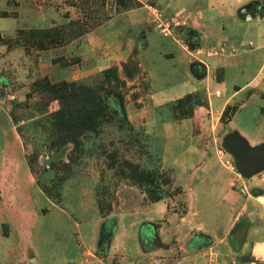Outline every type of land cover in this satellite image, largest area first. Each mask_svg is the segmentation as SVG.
Segmentation results:
<instances>
[{
  "label": "rangeland",
  "instance_id": "obj_1",
  "mask_svg": "<svg viewBox=\"0 0 264 264\" xmlns=\"http://www.w3.org/2000/svg\"><path fill=\"white\" fill-rule=\"evenodd\" d=\"M198 8L199 0H0V119L13 123L25 159L37 156L35 172L28 167V174L11 134L0 140L15 169L0 175V206H11L12 220L30 229L36 215L41 219L49 213L37 180L49 185L65 177L59 190L65 212L50 210L38 234L30 237L25 231L19 238L0 215V264H36L33 252H26L32 242L47 254L69 240L79 246V233L69 222L84 223L96 214L97 191L110 213L138 209L151 197L170 199L183 211L182 191L163 165L167 123L192 119L198 108L209 111V98L219 96L217 91L227 103L219 119L224 136L239 132L245 138L238 130L245 123L256 126L257 139L264 141V48L250 28L244 47L235 40L206 45ZM247 8L240 10L245 24L264 18V0ZM65 84L77 92L71 98L59 96ZM87 90L100 97L104 112L90 105ZM62 108L73 122L89 108L98 112L100 133L80 136V150L72 143L58 150L42 146L47 116ZM243 109L245 119L231 124ZM208 114L201 115L204 123ZM13 116L25 121L17 124ZM224 136H218L220 155L234 165L222 148ZM71 156L76 158L71 178L52 169L68 164ZM134 166L143 173L141 183L129 177ZM13 184L17 189L8 190Z\"/></svg>",
  "mask_w": 264,
  "mask_h": 264
},
{
  "label": "crops",
  "instance_id": "obj_2",
  "mask_svg": "<svg viewBox=\"0 0 264 264\" xmlns=\"http://www.w3.org/2000/svg\"><path fill=\"white\" fill-rule=\"evenodd\" d=\"M253 1L199 0L201 15L197 24L203 42L206 45L232 40L244 42L245 30L250 28L253 30L251 36L263 49L264 18L250 25L244 23L240 14V10L245 8L246 12ZM243 42L242 47L245 46ZM219 96L213 93L209 98V111L198 108L192 119L167 123L170 129L165 134L163 165L171 171L174 187L182 191L183 211L170 199L150 202L134 210L115 211L105 217L96 206V214L84 223L71 224L67 219L71 230L79 233V246L69 240L61 244L59 250L53 248L47 254L32 242L33 248H27L26 252H33L35 263L251 264L264 256V172L245 180L226 166L228 156L220 155L218 136L225 134L219 119L227 103ZM205 111L210 115L206 123L201 116ZM243 118L244 109L235 115L231 124L236 125L235 122ZM238 130L245 132L251 146L264 142L257 139L256 126L248 127L244 123ZM6 132L11 134L19 149L18 161L21 160L29 174L16 128L10 119L5 122L0 119V140L5 139ZM2 149L0 147V175H12L15 170L9 166L12 156ZM10 183L14 182L10 179ZM16 189L13 184L8 190ZM38 191L44 197L49 213L50 210L65 212L57 208L39 187ZM1 204L0 215L7 218L19 238L26 236L25 231L30 237L38 234L49 216L48 213L39 219L36 215L33 226L26 229L12 220L11 206ZM90 256L96 261L90 263Z\"/></svg>",
  "mask_w": 264,
  "mask_h": 264
},
{
  "label": "trees",
  "instance_id": "obj_3",
  "mask_svg": "<svg viewBox=\"0 0 264 264\" xmlns=\"http://www.w3.org/2000/svg\"><path fill=\"white\" fill-rule=\"evenodd\" d=\"M59 91V96L63 98H67V96H70L72 93H77L74 90L73 84H68V85H63ZM79 90H85V88L79 87ZM88 93V96H85V98L90 102V105L94 109H98L100 112H104L103 107L101 106V99L98 95L93 94L89 92L88 90L86 91ZM90 109V108H89ZM85 110L81 114V116L78 118L77 121L73 122L70 120L68 116V110L61 109L60 111L56 112L55 114L51 116H47L48 121H49V127L47 128L49 131L48 132V138L47 141L45 142L46 144H42V146H46L48 150L52 149H60L62 146H64L67 143H72L74 145L75 150H80L79 147H81V142L78 140V138L82 135H84L86 132L87 133H100V128H101V122L98 120L99 117H97L96 111L93 110ZM89 110V114H88ZM13 120L18 124L20 121H25L23 118L21 120H17L15 116H13ZM46 133V131H45ZM41 146V147H42ZM44 147V148H46ZM32 155V156H31ZM27 155L26 156V161L27 165L30 168V170L34 174V168H33V160L37 159V156H33L34 154ZM76 158L74 156H71L68 159V164L63 163L59 165L58 167L53 166V170L58 171L62 175L64 173L65 175L69 174V178L72 177L70 175V163L74 162ZM124 166H128L127 162H124ZM133 171H130V179L133 181L136 180L138 183H141L142 180L144 179L143 173L140 172L137 166L132 167ZM125 177H128V175H125ZM65 182V177L62 176H57L49 185L41 183L39 180H37V184L41 190V192L50 200L52 201L55 205L59 206L61 209L65 210L64 204L60 201L59 199V190L61 189L62 184ZM97 196L99 197L98 200V209L100 214L105 217L109 215L111 212V209H105V205L102 203L101 199V193L97 191ZM162 200L161 198H154L151 197L150 202H156ZM105 206V207H104Z\"/></svg>",
  "mask_w": 264,
  "mask_h": 264
},
{
  "label": "water",
  "instance_id": "obj_4",
  "mask_svg": "<svg viewBox=\"0 0 264 264\" xmlns=\"http://www.w3.org/2000/svg\"><path fill=\"white\" fill-rule=\"evenodd\" d=\"M222 148L233 158L239 175L247 180L264 171V143L251 146L238 132L222 139Z\"/></svg>",
  "mask_w": 264,
  "mask_h": 264
},
{
  "label": "built area",
  "instance_id": "obj_5",
  "mask_svg": "<svg viewBox=\"0 0 264 264\" xmlns=\"http://www.w3.org/2000/svg\"><path fill=\"white\" fill-rule=\"evenodd\" d=\"M215 94L219 95V91H217ZM225 164L230 170H232V171L235 170L233 163L231 164L229 162H226ZM251 264H264V256L256 258L255 260H253V262Z\"/></svg>",
  "mask_w": 264,
  "mask_h": 264
}]
</instances>
